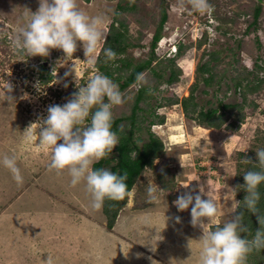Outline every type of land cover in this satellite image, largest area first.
Here are the masks:
<instances>
[{"label": "rangeland", "instance_id": "374dc122", "mask_svg": "<svg viewBox=\"0 0 264 264\" xmlns=\"http://www.w3.org/2000/svg\"><path fill=\"white\" fill-rule=\"evenodd\" d=\"M209 3L212 11L204 13L181 6L182 0H77L86 14L101 16L107 30L114 15L124 20L129 40L136 45L128 47L124 56L134 62L149 57L161 8L168 17L152 64L164 65L165 58L176 54L178 44L184 47L176 58L180 69L176 81L164 82L170 68H166L163 81L149 70L140 75L142 84L154 82L157 89L149 100L150 111L139 110L146 119L135 135L142 144L149 129L161 139L164 149L153 167L145 168L109 228L102 208L91 207L85 184L73 187L66 170L60 175L50 171V150L39 145V139L26 142L23 132L30 123L46 118L50 105L65 104L78 91L76 84H86L100 71L85 61L82 46L73 57H64L59 49L50 50L48 57L28 58L14 52L11 42L30 19V11L38 9L39 0H0V264H47V258L52 264H183L187 258L199 264L202 231L190 223L191 206L180 212L173 201L183 192L192 188L198 192L203 186L206 195L202 198L209 196L218 206L217 215L206 227L222 226L231 219L237 195L244 194L237 186L244 183L243 174L249 170L245 156L255 162V150L264 149V0ZM257 4L261 6L257 28H248ZM119 5L135 7L123 10ZM205 62L213 74L210 83L203 80L208 72L197 71ZM41 63L48 70L44 75L51 76L48 81L39 76ZM244 71L250 72L248 80L259 85L245 92L244 119L234 129L228 125L240 109L227 113L217 128L187 117L180 102L166 103L168 97L180 100L187 96L195 82L194 99L204 109L216 107L219 99L241 103L247 80L235 89L232 78L240 79ZM123 78L112 80L119 84ZM258 78L263 80L258 83ZM9 83L11 93L6 92ZM138 87L135 82L119 88L126 100L113 108V118L130 114ZM5 94L15 101L9 103ZM152 111L164 115L162 123L151 117ZM152 118L154 123H150ZM120 126L129 127V123L124 121ZM12 154L23 175L22 185H17L2 164L4 155ZM149 185L158 187L154 201L146 191ZM189 240L192 254L187 247Z\"/></svg>", "mask_w": 264, "mask_h": 264}, {"label": "clouds", "instance_id": "9594fccd", "mask_svg": "<svg viewBox=\"0 0 264 264\" xmlns=\"http://www.w3.org/2000/svg\"><path fill=\"white\" fill-rule=\"evenodd\" d=\"M185 5L199 12L212 11L209 0H182L181 6ZM30 13V19L11 42L17 54L28 58L48 57L50 50L59 49L64 57H73L78 46H82L85 61L90 66L98 63L101 53L105 62L117 58L114 49L102 46L108 37L104 19L86 14L79 8L77 0H39L38 9ZM137 83H144L140 76ZM76 88L78 91L73 92L65 104L50 105L47 117L30 123L23 132L26 142L39 139V145L50 150V171L60 175L66 170L73 187L85 184L91 207L99 210L106 199L121 201L128 195L127 173L93 167L99 160L109 157L119 145V137L113 131V108L125 103L126 98L118 84L100 72L92 75L86 84H76ZM6 92H12L10 83ZM5 100L11 103L15 98L5 94ZM255 152V162L245 156V162L252 163L254 168L244 172V183L237 186L245 195L242 200H237L231 219L222 226L217 225L211 230L206 227L217 215L218 206L209 196L202 198L206 195L203 186L198 192L195 188L185 191L173 201L180 212L191 206L190 223L202 231L198 239L199 264H246L249 254L264 250V213L259 208V188L264 184V149ZM2 164L17 185H22L24 180L16 155H4ZM183 186L188 188V185ZM146 191L150 201L157 198L158 187L149 185ZM245 213L255 215L259 225L251 239L246 235L250 229L244 219ZM175 220L179 223L181 218L177 216ZM187 247L192 254L190 240ZM47 264H52L51 258H47Z\"/></svg>", "mask_w": 264, "mask_h": 264}, {"label": "trees", "instance_id": "16d2710c", "mask_svg": "<svg viewBox=\"0 0 264 264\" xmlns=\"http://www.w3.org/2000/svg\"><path fill=\"white\" fill-rule=\"evenodd\" d=\"M119 7L123 10L134 9V5L132 6H124L119 5ZM261 14V6L257 4L253 11V19L251 23L248 25V28L254 27L257 28V20ZM118 15H114L113 21L108 25V37L107 41L102 45L104 48H112L117 53V58L113 61L105 62V57L101 53L99 57L98 63L95 67L103 74L107 75L110 79L119 80L124 77L122 82L118 84L120 89H125L129 85L137 82V77L140 76L145 70L151 71L155 79L163 81V74L166 71V68H170L168 77L164 80V82L171 83L178 79V74L180 69L176 67V58L183 53L184 47L181 44H178L177 52L173 57L165 58L166 63L161 65L160 62L158 64H152V61L156 58L154 55V48L156 43L160 37V30L163 23L167 19V12L165 8H161V16L158 28L155 34L152 36L150 42V55L145 60H140L137 62L133 61L132 57L124 56L126 49L130 46H136L133 44L128 37V29L125 26V22L123 19L117 17ZM120 22V27L118 24ZM117 23V24H116ZM162 61V60H161ZM39 76L44 81H48L50 79V74L44 75V72H48L46 65L41 63L39 65ZM260 67V66H259ZM197 71L208 72V75L203 77L205 83H210L213 80V74H210L211 67L208 65V62L202 63L197 66ZM114 73L117 75L114 77ZM244 75L238 79L233 77V84L236 88H241L244 80L247 82L244 84V87H247L246 90H243L242 102L241 103H230L223 102L222 99L218 100V104L216 107H208L204 109L202 105H199L194 99V88L196 87L195 83L191 86L190 92L187 96L178 99V97H168L167 104H172L175 102H180L184 114L193 118L202 125H209L213 127H220L227 118V113H230L232 109L236 108L239 110L237 114L236 120L228 125L230 129H234V126L238 125V122L244 119V112L242 109L246 103V93L247 91H252L259 84H254L253 80H248V75L250 72L244 71ZM45 77V78H43ZM258 83H260L263 79L258 78ZM158 84V83H157ZM252 84V85H250ZM250 85V86H248ZM228 88V87H227ZM157 89L156 83L152 84H139L137 88L136 94L134 96V103L131 108V112L129 115H123L116 118H113V131H115L119 137V145L113 150V153L110 154L109 157L104 158L96 162L93 167L94 168H108L113 172H117L120 174L127 173V186H128V195L124 200L114 201L106 199L102 206V211L106 216L107 226L112 228L116 222L117 216L119 212L124 208L128 199L129 193L132 190L134 184L138 181L140 177H142L143 172L146 167H153L154 160L159 157L163 152V142L160 138H158L153 132H150L148 129V139L145 140L142 144H139L138 140L140 136L136 137L137 130L143 128V122L145 121V116L143 114H139V110L150 111L149 100L154 97L153 92ZM256 106V104H253ZM151 117H157V121L162 123L164 120V115H160L155 111L151 112ZM124 121H128L129 127L125 126V128L121 127ZM156 121L155 119H151L150 123ZM126 125V123H125ZM122 129V130H121ZM248 165L249 170H253L254 165L252 163H246ZM239 180V176L237 177ZM261 199L259 202V208L262 213H264V184L260 185L259 188ZM244 192V191H243ZM245 195L239 193L237 195L238 200H242ZM144 207V204L141 205ZM136 208V207H135ZM245 222L248 225L250 231L247 233V237L249 239L255 233L256 228L259 226L257 223V219L255 215L250 213H245ZM246 264H264V250L253 251L247 257Z\"/></svg>", "mask_w": 264, "mask_h": 264}, {"label": "crops", "instance_id": "0c3cea01", "mask_svg": "<svg viewBox=\"0 0 264 264\" xmlns=\"http://www.w3.org/2000/svg\"><path fill=\"white\" fill-rule=\"evenodd\" d=\"M1 213V212H0ZM1 215V214H0ZM194 259H186L184 262H183V264H194V261H193Z\"/></svg>", "mask_w": 264, "mask_h": 264}, {"label": "bare ground", "instance_id": "6f19581e", "mask_svg": "<svg viewBox=\"0 0 264 264\" xmlns=\"http://www.w3.org/2000/svg\"><path fill=\"white\" fill-rule=\"evenodd\" d=\"M168 117V116H167ZM170 123V122H169ZM166 124V123H165Z\"/></svg>", "mask_w": 264, "mask_h": 264}]
</instances>
